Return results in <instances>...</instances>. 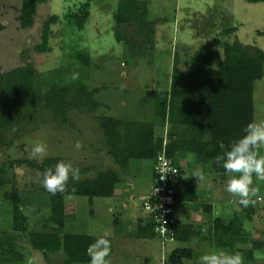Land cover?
<instances>
[{
	"label": "rangeland",
	"instance_id": "374dc122",
	"mask_svg": "<svg viewBox=\"0 0 264 264\" xmlns=\"http://www.w3.org/2000/svg\"><path fill=\"white\" fill-rule=\"evenodd\" d=\"M21 1L0 0V74L28 64L33 96L28 107L15 108L11 125L0 130V264H15L9 252L14 244L23 246L26 253L25 260L20 264H66L61 250L49 253L44 259L40 251L28 247L26 233L46 231L56 225L49 220L48 197L40 183L42 175L28 161L40 163L47 157L61 158L79 169L80 180L95 178L107 170L114 171L117 180L113 196L118 202L113 204L114 214L107 211V200L113 192L109 196L93 197L64 195L61 230L64 233L111 232L116 220L118 225L115 228L123 227L126 222L119 220V215H122L118 211L119 202L125 198L129 214L143 212L140 207L149 194L151 158L129 159L120 167L112 155L113 143L117 146L125 144L122 135L127 126L133 131L134 123H150L151 135L162 137L166 147H171L172 158L185 166L188 159L179 156L175 141L187 139L185 131L190 130L154 114L156 92L141 96L144 103L139 104L141 108L134 113L130 114V99L127 104L129 111H121L124 101L118 100L117 95L126 94L127 89L123 87L130 88L135 81L130 78L134 82L132 84L128 76H122L119 71L131 68L139 77L135 79L137 85L146 94L147 84L154 82L162 85L165 75H169L170 80L172 66L182 71L189 70L193 53L206 43H212L211 65L214 67L222 55L221 43L224 39H236L244 46L264 48V1L147 0V16L155 25L153 48L132 59L124 55L121 43L112 36L115 24L112 13L118 0H45L36 6L31 23L25 26L19 20ZM82 3H86V15L78 28L73 14L83 11ZM231 26H234V31L224 32V28ZM44 34V46L41 47ZM76 74L78 79L72 80L71 77ZM250 86L254 119L262 120L264 64L261 75ZM74 87L85 88L90 98L82 97L81 102L71 104L69 93L62 99L49 97L48 91ZM126 97L129 98L128 95ZM112 133L115 134L112 136ZM207 136L208 133L205 138ZM34 141L47 146V155L43 159L29 158ZM77 142L81 144L79 150ZM261 154H264V149H261ZM181 169L185 175V167ZM221 177L227 180L226 174ZM253 181V186L259 188L257 196L253 197L254 205L262 210V216L255 213L250 220L243 221V226L247 223L261 230L264 228V182L258 181L255 176ZM194 184L198 192L209 189L207 192L214 210L220 209V214L224 210V216L229 219L231 212L239 208L238 198L232 197L225 190L224 183L220 184L217 179L213 181L203 176V179L197 178ZM15 197L19 199L20 211L26 218L25 232L13 229L10 204ZM214 210L210 218L215 214ZM206 223L204 229L210 227V222ZM256 235L258 249L264 250V233ZM152 243V253H158L159 241ZM178 244L167 242L163 251L168 255V250ZM137 246L128 242L126 249L129 250H125V243L119 242L116 248H122L127 255L133 256L132 250H136ZM144 247L138 246L136 252L143 253V249L147 250ZM233 250L231 252H236ZM200 256L196 255L192 264H199ZM244 262L246 264V260ZM153 263L157 260H150L149 264ZM253 264H264V260L254 259Z\"/></svg>",
	"mask_w": 264,
	"mask_h": 264
},
{
	"label": "trees",
	"instance_id": "16d2710c",
	"mask_svg": "<svg viewBox=\"0 0 264 264\" xmlns=\"http://www.w3.org/2000/svg\"><path fill=\"white\" fill-rule=\"evenodd\" d=\"M43 1L45 0L21 1L19 20L22 25L31 23L36 6ZM145 4L143 0H118L112 13L115 22L112 36L116 42L121 43L124 55L131 59L153 48L154 25L147 19ZM85 7L86 3H82L83 11L73 14L75 25L78 28L85 19ZM224 30V32L234 31V26L224 28ZM44 41L45 34L40 44L41 47L44 46ZM221 53L214 67L211 65L212 43L209 42L199 47L192 55L189 70L182 71L172 66L169 95H159L153 100V112L156 116L166 118L173 123H184L185 127L190 126L208 133L204 140L188 137L182 141H175V145L177 149L193 153L196 159L208 162L214 174L225 172L223 168L214 164L215 156L222 151L220 143L223 142L227 146L232 140L239 138L246 125L254 120L250 84L261 75L264 64V48L256 45L244 46L236 39L228 41L224 39L221 43ZM48 93L53 99H62L69 93L72 96L71 104L81 102L82 97L83 99L90 98L83 87L48 91ZM32 97V74L28 64L19 65L0 74V130L11 125L15 116V108L28 107ZM111 125L110 123L109 127ZM127 127L122 135L125 144L117 146L113 143L115 147L112 155L117 165L124 166L129 159L151 158L152 160L161 146L162 137L151 135L152 125L150 123H134L133 131L129 126ZM114 134L112 133V136ZM0 140H2L1 135ZM170 149L171 147H166V154L178 167L174 199H191L192 189L187 186L189 179L172 158ZM61 160L63 159L58 157H47L40 163L34 160H29L28 163L42 174L45 169ZM116 180L117 174L107 170L95 178L71 179L66 190L56 195L42 188L48 197L49 220L56 225L46 231L35 230L26 233L28 247L40 251L44 259H47L49 253L61 250L66 258V264L87 263L89 259L87 248L97 236L62 232L63 196H109L113 192ZM19 203V199L15 197L10 204L13 229L25 232L26 218L20 211ZM251 213L250 205L247 208L243 207L239 215L233 213L230 220L224 224L228 233H220V239H217L219 234L215 233L214 248L230 252L234 249L242 254L250 255L249 249L236 248L234 239L236 235L241 234L236 232L241 228L245 219L251 218ZM215 221L217 226V222L221 220L216 219ZM138 227V233H142L141 236L153 235L151 222L148 219L141 218ZM178 228L175 221L174 238ZM24 251L21 245L14 244L9 248L15 264H20L25 260ZM189 256L190 252L185 248L174 249L169 255L172 263Z\"/></svg>",
	"mask_w": 264,
	"mask_h": 264
},
{
	"label": "crops",
	"instance_id": "0c3cea01",
	"mask_svg": "<svg viewBox=\"0 0 264 264\" xmlns=\"http://www.w3.org/2000/svg\"><path fill=\"white\" fill-rule=\"evenodd\" d=\"M147 0H145V3L147 4L148 2H146ZM147 12V10H146ZM148 19V16H147ZM149 20V19H148ZM151 21V20H150ZM153 23V21H151ZM154 25V24H153ZM155 28V25H154ZM154 36H155V29H154ZM122 63V62H120ZM152 67V66H151ZM120 74L122 76H128V78H132V80L134 79V82H130L133 84L132 87L130 88H125L123 87V89H127L126 94L123 93H119L117 96H119L118 100L120 101H124L121 105L120 110L124 111V110H128L127 109V104L129 103V99H130V103H131V112L134 113L133 111L140 109V105L141 103H144V99H140L141 96L146 95V96H150L151 94H153L154 92L157 93L156 96L159 95H166L168 96L169 93V85H170V80H169V75H165L164 77V82L162 83V85L160 84H156L153 82L152 85H146L145 86V90H146V94L143 93L144 89L142 87H140L139 85H137V81L135 79L139 78L137 75L134 74V71L130 69L126 70H120L119 71ZM127 72V73H125ZM171 73V70L169 71V74ZM121 76V78H122ZM169 81V82H168ZM160 93V94H159ZM126 95L129 96V98L126 97ZM146 104H148V101L146 102ZM145 107L147 105H144ZM148 107V106H147ZM144 108V107H143ZM129 111V110H128ZM178 125L180 127H185L184 123H179ZM188 127V129L190 130V132L185 131V134L187 135V137H192L195 139H205L206 133L202 130H198L196 128L190 127V126H186ZM177 151H179V156L183 157V158H187L188 159V163L185 164V166H181L180 164L177 162L179 167H185V173L188 174L187 179H189V182L187 184V186L191 187L192 189V198L191 199H181V200H177L176 205H175V211H174V216L177 222V226L179 227L177 230V234L176 237L172 240H168L165 242H161L155 235L152 236H141L140 234L142 233H138V224L141 218H144V213L142 212L139 215H133V214H129L128 210L126 209L127 204L125 202V198L122 199V201H120L119 203V210L121 211L119 215V220L124 223L123 227H119V228H115L118 225V221L116 220L115 225H113V229L111 230V254L109 259L111 260V264H149L150 260L152 259H156L157 263H153V264H167L166 261L168 262V264H192V262H195L194 257L196 255H202V253L209 249V248H214L215 245V238H216V234L217 235V239L221 238L220 233H228L227 230L225 229L224 224H226L230 219L228 218V216H224V210H222V213H219L220 209H215L213 207V204L211 202V196L209 195V192H207V187L205 184H203L205 186V188L207 189L204 192H198L196 190L195 187V180L197 179V177L193 176V174L196 171H200L203 173V176L205 177H209L210 179H213V181L216 179L218 180V182L224 183V185H226V177H221L222 175L226 174L224 173H216L214 174L211 171V168L209 165H207L206 162L204 161H198L194 156L193 153L189 152V151H184L181 149H177ZM174 157V156H173ZM151 164H152V160H151ZM199 166V167H198ZM150 181H151V177H150ZM129 185H131L129 183ZM132 186V185H131ZM115 192L113 191L112 195L109 197L110 199L107 200V211L108 213H112V215L114 214V205L118 204V202H115L114 200V195ZM147 197V196H146ZM202 197H204L202 199ZM128 198V197H127ZM258 199V198H257ZM112 200V202H111ZM114 204V205H113ZM219 204V203H218ZM223 206V204H222ZM251 208H252V213H251V218L252 216L255 215V213H257V216H262L261 212L262 210H260L258 207H256L254 204H250ZM243 206L239 204V208L238 209H234L230 215H232L233 213H236L237 215L241 214V210H242ZM125 209V211H124ZM141 209V207H140ZM212 209L214 210L213 212L215 213L213 215L212 218H210V213L212 212ZM131 217H135L134 219H132ZM130 218V219H129ZM231 218V217H230ZM250 218V219H251ZM129 219V221H127ZM216 219H220V222H217V226H216ZM249 219V220H250ZM131 220V223H130ZM248 220V219H247ZM209 221L210 222V227H208V229H204L205 224H207L206 222ZM120 225V224H119ZM217 227V230H216ZM231 233V232H230ZM236 233H241L235 236L234 242H235V247L239 248V249H249L250 250V255L246 254H242L244 261L246 260V264H253L254 263V258H253V252L255 250L258 249L259 247V239H258V233H264V228H262L261 230L258 229L257 226H251V230L250 231H246L243 224L241 226L240 229L237 230ZM78 234H88V235H93V236H98L102 233H78ZM223 237V234H222ZM159 241L160 244H158L159 247V252L158 253H152V247L150 245H153V241L155 242ZM147 241V242H146ZM149 241V243H148ZM151 241V242H150ZM176 242L180 244L176 245V246H172L168 251V255L166 254V251H163V249L166 247V243L167 242ZM119 242H124L125 243V247L123 249L125 250H129L126 249L127 247V243L131 242L133 243V245L135 246H145L143 249V253H140L138 251V253L136 252L138 249L136 250H132V255L133 256H129L127 255L122 248H116V245L119 244ZM136 242V243H135ZM141 242V243H140ZM140 243V244H139ZM161 246V247H160ZM231 246V245H229ZM179 248H185L188 249L190 252V256L187 258H181L179 262L176 263H172L170 262V253L171 251H173L174 249H179ZM224 250V249H223ZM230 252V251H229ZM88 263V262H87ZM85 263V264H87ZM81 264V263H80Z\"/></svg>",
	"mask_w": 264,
	"mask_h": 264
},
{
	"label": "clouds",
	"instance_id": "9594fccd",
	"mask_svg": "<svg viewBox=\"0 0 264 264\" xmlns=\"http://www.w3.org/2000/svg\"><path fill=\"white\" fill-rule=\"evenodd\" d=\"M78 79V74L71 77ZM221 153L214 158V164L224 169L227 180L225 190L232 197L238 198V203L247 208L254 204L259 188L253 186V177L264 182V119L252 120L243 129L239 138L232 140L227 146L220 143ZM77 150L81 144L77 142ZM47 155V146L40 141L32 142L30 159H43ZM40 181L42 187L56 195L66 190L69 179H79V169L63 160L43 171ZM193 176L198 180L203 179V173L196 171ZM245 230L250 231L251 226L245 223ZM111 233L104 231L98 235L94 242L87 248L88 264H111ZM255 260H264V250L257 249L253 252ZM199 264H245L239 251L229 252L223 249L209 248L199 258Z\"/></svg>",
	"mask_w": 264,
	"mask_h": 264
},
{
	"label": "built area",
	"instance_id": "2783aa9c",
	"mask_svg": "<svg viewBox=\"0 0 264 264\" xmlns=\"http://www.w3.org/2000/svg\"><path fill=\"white\" fill-rule=\"evenodd\" d=\"M163 141L152 158L149 194L141 205L144 218L151 222L153 235L161 242L174 239V211L177 200L173 195L178 179V167L167 156Z\"/></svg>",
	"mask_w": 264,
	"mask_h": 264
}]
</instances>
